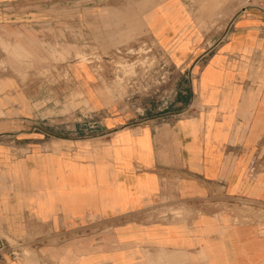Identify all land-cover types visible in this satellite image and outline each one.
<instances>
[{
  "label": "crops",
  "instance_id": "crops-1",
  "mask_svg": "<svg viewBox=\"0 0 264 264\" xmlns=\"http://www.w3.org/2000/svg\"><path fill=\"white\" fill-rule=\"evenodd\" d=\"M13 1L0 0V27L15 17L34 43L39 9ZM138 4L49 8V43L69 55L49 59L53 78L0 93V264H264V226L243 209L264 202V11ZM140 43L169 75L162 114L127 107L108 67L73 56L89 49L107 65Z\"/></svg>",
  "mask_w": 264,
  "mask_h": 264
},
{
  "label": "rangeland",
  "instance_id": "rangeland-1",
  "mask_svg": "<svg viewBox=\"0 0 264 264\" xmlns=\"http://www.w3.org/2000/svg\"><path fill=\"white\" fill-rule=\"evenodd\" d=\"M139 1L141 0H17V5H15L16 1H13L14 3L7 6L33 7L39 9L40 14L34 17L37 30H34V43L32 39H27L26 35L29 30L25 26L22 28L24 33L19 31L17 33L15 24L12 26L11 23L15 17H7L9 21L6 26L0 27V48L6 55L4 60L0 59V93L7 90L11 97V94L18 88L17 79L22 83L38 74L46 80L49 77L53 78L49 69L53 64L49 63V59L58 63L64 61L69 55V52H64L65 48L62 44H57L54 48L49 43L48 33L53 31V26L49 22V8H53L54 5L64 7L66 4L73 8L82 6L93 10L109 8L118 3L126 6L131 3V6L138 7L140 6ZM150 1L146 0V2ZM244 3L245 0H227V10L234 14ZM68 28L69 31L71 30L72 39L83 38V35L76 32L73 27L68 26ZM73 56L89 62L98 74L108 67L113 74L110 88L123 93L128 102L127 107H132V109L138 107L139 111H142V116H145L147 111L162 114L174 104V92L170 89L169 75H165L164 80L161 79L166 67L160 63V55L152 45L140 43L137 49L131 47L127 50H117L107 65L97 61V57L92 55L89 49L77 50ZM58 75L61 79H66L68 76L66 68L63 67ZM76 96L73 95L68 99L65 111L71 117L72 122L78 123L79 119L73 113L79 105V102L75 101ZM75 131L77 129H72V132ZM243 209H245L244 216L247 220L261 221L264 226V202L256 204L243 202ZM168 211H153L150 218H166ZM10 242L13 243L11 240Z\"/></svg>",
  "mask_w": 264,
  "mask_h": 264
},
{
  "label": "built area",
  "instance_id": "built-area-1",
  "mask_svg": "<svg viewBox=\"0 0 264 264\" xmlns=\"http://www.w3.org/2000/svg\"><path fill=\"white\" fill-rule=\"evenodd\" d=\"M244 7H257L264 11V0H245V3L243 5ZM165 75L163 74L161 76V79L164 80Z\"/></svg>",
  "mask_w": 264,
  "mask_h": 264
}]
</instances>
